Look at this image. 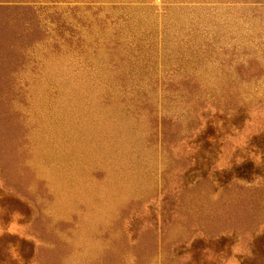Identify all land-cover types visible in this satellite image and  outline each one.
Instances as JSON below:
<instances>
[{
  "label": "rangeland",
  "instance_id": "374dc122",
  "mask_svg": "<svg viewBox=\"0 0 264 264\" xmlns=\"http://www.w3.org/2000/svg\"><path fill=\"white\" fill-rule=\"evenodd\" d=\"M263 230L264 0H0V264H246Z\"/></svg>",
  "mask_w": 264,
  "mask_h": 264
},
{
  "label": "trees",
  "instance_id": "16d2710c",
  "mask_svg": "<svg viewBox=\"0 0 264 264\" xmlns=\"http://www.w3.org/2000/svg\"><path fill=\"white\" fill-rule=\"evenodd\" d=\"M190 80H185L183 82L184 86L190 83ZM190 89V88H189ZM190 96L187 95L186 99L189 100ZM256 245L253 247V256L249 261L245 262L246 264H264V230L258 236L257 241H255Z\"/></svg>",
  "mask_w": 264,
  "mask_h": 264
}]
</instances>
